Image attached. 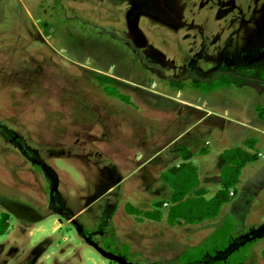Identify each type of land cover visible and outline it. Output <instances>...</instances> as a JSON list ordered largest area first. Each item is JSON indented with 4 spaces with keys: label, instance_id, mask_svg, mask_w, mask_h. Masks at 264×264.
Returning <instances> with one entry per match:
<instances>
[{
    "label": "rangeland",
    "instance_id": "rangeland-1",
    "mask_svg": "<svg viewBox=\"0 0 264 264\" xmlns=\"http://www.w3.org/2000/svg\"><path fill=\"white\" fill-rule=\"evenodd\" d=\"M248 67L264 68V0H0V217L9 214L0 264H182L226 219L227 248L188 264H264V82L248 85L264 69ZM100 74L129 101L108 95ZM222 74L230 85H195ZM179 90L253 118V130L208 119L192 131L213 129L190 149L203 180L220 177L223 151L250 137L259 159L217 217L174 233L164 220L129 255L131 230H120L118 215L129 206L168 211L159 203L172 188L160 178L153 186L166 164L145 172L137 152L176 153L175 136L192 124L165 98ZM215 178L206 198L221 188ZM126 185H145L149 207L126 196Z\"/></svg>",
    "mask_w": 264,
    "mask_h": 264
},
{
    "label": "trees",
    "instance_id": "trees-1",
    "mask_svg": "<svg viewBox=\"0 0 264 264\" xmlns=\"http://www.w3.org/2000/svg\"><path fill=\"white\" fill-rule=\"evenodd\" d=\"M99 81L104 85V90L108 95L117 97L124 101H129L128 97L122 94L112 84L111 77L107 75H98ZM179 84V83H178ZM229 84V77L222 75L219 79L209 82H197L196 85H204L208 89ZM181 85V84H179ZM260 116L263 115L264 109H257ZM257 138H248L243 146L229 148L223 151L222 157L224 163L221 169V188L216 194L207 199L205 198V189L200 187L197 167L190 161L192 153L186 148L180 149V155L184 161L178 166H171L161 174L164 182L169 184L173 193L171 196V205L167 211V222L172 225L199 224L207 219H213L218 216L222 206L230 200L231 191L235 193V188L239 182L242 170L251 162L259 159V150L257 149ZM162 205V202L159 203ZM130 214L137 215V220L150 218L154 220L161 219V211L155 209L152 211L139 210L133 206L127 207ZM229 219H226L223 227L218 229L212 239L201 246L186 250L181 256L182 264L194 263L201 260L206 254L215 256L218 251H224L229 240H226L227 229L230 228ZM9 226V214L2 212L0 217V235L4 234ZM251 242L244 243L241 247L247 249ZM240 247V248H241ZM127 248L125 247V250ZM235 251L231 253L234 254ZM230 255V256H231ZM264 256V252H263ZM239 259L237 262H239ZM218 261L213 264H217Z\"/></svg>",
    "mask_w": 264,
    "mask_h": 264
},
{
    "label": "crops",
    "instance_id": "crops-1",
    "mask_svg": "<svg viewBox=\"0 0 264 264\" xmlns=\"http://www.w3.org/2000/svg\"><path fill=\"white\" fill-rule=\"evenodd\" d=\"M223 66H225V65H223ZM226 67L233 68L232 66H228V65H226ZM247 69H249L251 71H259V73H261L262 69H264V68H262V67H254V68L250 67L249 68L248 67ZM259 73H257V74H259ZM250 78L251 79L248 80V82H249L248 85L253 87V88H258V86L256 85L257 82H264V77H262V76L260 77L257 75L254 77L252 75ZM209 81H212V80H209ZM209 81H196L195 85L197 82H209ZM228 85H230V79H229ZM197 87L200 88L199 86H197ZM222 87H224V86H222ZM218 88H220V87H218ZM182 96H183L182 90H179V93L176 94L175 96H173V95L168 96V97L165 96V98H168L169 100L175 102L174 106L177 105L176 112L174 111L175 114L182 115L183 117H184L185 113L192 115V124L190 126H188L187 128L179 131L177 133V136H175V138L173 140V143H177V146H174V147H176V150H177L176 153H171V151H167L171 145L170 146L165 145L164 147L158 148L153 152H149V151L144 152V149H142V147H140L138 149L139 151L137 152V155H138V153H140L141 156L144 158L145 163H144L142 169L145 170V172H148V173L151 172L152 169L156 165H158L159 163H163V161L166 164V168L162 172L159 173V177H158V181H156V185H153V186H156L157 188L160 187L159 178L162 180L161 174L164 171H166L169 167L174 166V164L175 165L177 164L176 166L181 164V163H179L180 160L178 159V157H181L180 149L186 148L189 152H191L190 149H191L192 145L196 144L198 140L200 142H201V140H204L205 132H208V130L213 132L212 127H208L207 131L198 129L197 132H194V133L192 132L195 130V128L197 126H199L200 124H203L206 120L209 119V121H211L210 123H214V122L218 121L219 123H221L223 125L231 122L232 124H236L238 126H243V127H246V128L253 130L251 127V122H246V119L249 116H246L245 114H238L239 110L237 109V107L229 106V104L226 101H224V103L221 104L220 108H219V106L212 104L213 101L211 100V98L207 97V94H204L203 97L198 96V98L196 100L191 99V98L187 99V98L182 97ZM174 106L172 107V109L174 108ZM248 120L251 121V120H253V118L249 117ZM240 121H243V124H240ZM183 138H185V141L179 143V141H181V139H183ZM173 143H169V144H173ZM204 143L208 144V141H205ZM162 152H166V153L169 152V153L166 157H163ZM192 155H193V153H192ZM192 157H191V159H192ZM137 158H139V157L137 156ZM191 159H190V161H191ZM223 163H224V160H223ZM197 170H198V167H197ZM198 176H199V173H198ZM214 178H215L214 176L212 177V176H209V174H208L207 177L205 175L204 180H203L202 177L199 176L200 187L205 189V194H206L205 183H208L209 181H211V179H214ZM217 178L220 181L221 176L220 177L216 176L215 179H217ZM240 178H241V176H240ZM240 178H239V180H240ZM152 179L153 178H151V179L148 178V180H150L151 182H152ZM203 181H205V182H203ZM154 182H155V180H154ZM148 188L149 187H147V189ZM125 189L126 190H125L124 194L126 196L131 195L135 201H137L138 203L140 202V204H143V205H145V203H147L146 206L149 207V201L151 199L149 198V194L145 190L146 189L145 185L138 186V187L137 186H127ZM108 192L112 193L113 191H112V189H109ZM172 193H173V189H172V192L170 193V195L167 198L163 199L165 201H162V204H164V205L166 204L168 206H170L172 204L171 200H170ZM235 194L236 193L231 194V197L235 196ZM205 198H206V196H205ZM207 199H209V198H207ZM133 207H135V206H133ZM135 208H138L139 210H143V211L155 210L151 207L147 208V210L142 208V207H139V206L135 207ZM124 210H125V208H124ZM123 214L124 213L122 212L118 215L119 218L121 217L124 219L122 222H119V224H120L119 228H120V230L122 229V231L123 230L126 231L128 228L131 230V234H129L130 236L128 238L129 241L125 239V241L123 243L124 244L123 246H125L127 248L126 249L127 251L129 250V251L133 252L132 254H129V255L135 254L132 247L136 246V241H135L136 238H138L140 241L144 237L147 238V240H150V238L153 237V233H155L156 231H159V228H157V226L164 225L165 224L164 220L167 221V214H164L162 211H161V219L159 221L154 220V219L150 220V218H142V220H136V219H133L131 217L132 214H130L129 212L124 214V215ZM114 219H116V217H114ZM207 220H209V219H207ZM205 221H203L199 224H196V225H198L197 227L199 228V226L205 225V223H204ZM145 222H150V224H152L153 226H156L153 228L152 233H150V232L147 233L144 231V228L142 226L145 224ZM167 224H168L167 225L168 230H171L172 233H174L176 228L178 230H181L183 228H190L191 227L190 225H194V224H183V225L172 226L168 222H167ZM207 224L208 223H206V225ZM192 228H194V227H192Z\"/></svg>",
    "mask_w": 264,
    "mask_h": 264
},
{
    "label": "flooded vegetation",
    "instance_id": "flooded-vegetation-1",
    "mask_svg": "<svg viewBox=\"0 0 264 264\" xmlns=\"http://www.w3.org/2000/svg\"><path fill=\"white\" fill-rule=\"evenodd\" d=\"M222 75H225V74H222ZM222 75H221V76H222ZM221 76H220V77H221ZM227 76H228V75H227ZM220 77H219V78H220ZM219 78H218V79H219Z\"/></svg>",
    "mask_w": 264,
    "mask_h": 264
},
{
    "label": "built area",
    "instance_id": "built-area-1",
    "mask_svg": "<svg viewBox=\"0 0 264 264\" xmlns=\"http://www.w3.org/2000/svg\"><path fill=\"white\" fill-rule=\"evenodd\" d=\"M231 194H233V193L231 192Z\"/></svg>",
    "mask_w": 264,
    "mask_h": 264
},
{
    "label": "water",
    "instance_id": "water-1",
    "mask_svg": "<svg viewBox=\"0 0 264 264\" xmlns=\"http://www.w3.org/2000/svg\"><path fill=\"white\" fill-rule=\"evenodd\" d=\"M45 25H47V24H45ZM48 26V25H47Z\"/></svg>",
    "mask_w": 264,
    "mask_h": 264
}]
</instances>
